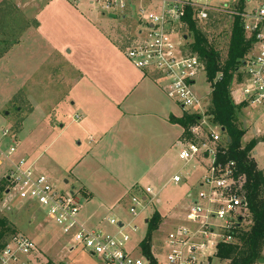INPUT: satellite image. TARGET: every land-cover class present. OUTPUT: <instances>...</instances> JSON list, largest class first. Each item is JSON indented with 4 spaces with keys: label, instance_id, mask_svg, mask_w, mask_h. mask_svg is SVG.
<instances>
[{
    "label": "rangeland",
    "instance_id": "1",
    "mask_svg": "<svg viewBox=\"0 0 264 264\" xmlns=\"http://www.w3.org/2000/svg\"><path fill=\"white\" fill-rule=\"evenodd\" d=\"M39 1L46 3L50 0ZM55 1L65 3L64 0ZM92 1L93 4H90ZM95 1L81 0L79 2L78 10L82 16L71 12L72 6H65L68 8H64V17L51 18L47 25L48 29L45 28L46 31L67 41L80 35V28L86 21L89 26L98 22L105 32L113 28V44L122 53L126 47L138 40L136 35L138 30L145 31V25L137 18L138 9L143 7L151 10L153 5H147L140 0H108L110 9L107 10L105 7L107 0H99L97 4ZM232 1L212 0V3L226 7L231 6ZM120 2L124 4L123 8L120 7ZM70 4L73 3L70 2ZM256 6H258L257 1H251L248 8ZM35 12L36 9L29 10L27 15H34ZM111 13L117 16L116 19L108 18ZM18 20V13L13 9H8V6L6 16L3 20L0 19V151L6 152L10 147L15 148V153L9 161L0 160V188L3 189L0 219H6L8 226L15 230L14 235L5 233V244L12 236L20 234L36 244V251L28 256L17 255L13 264H99L97 259L87 252L78 248L71 250V245L61 236L57 228L47 222L39 207L24 202L15 196V193H11L10 183H6L5 180L9 176L12 165L20 161L28 164H32L33 161L39 170L54 172L56 177L53 181L58 189L73 187L74 190L82 193L85 199L87 198L86 193L72 183V176L88 184L93 198L89 202L82 201L78 220L89 230H96L94 226L100 223L103 225L101 232L109 235H114L119 229L111 226L108 220L121 222L124 230L130 234L126 250L136 257L141 255L139 244L145 237L147 226L143 221H139V229L132 231L129 224L134 217L129 213V207L131 197L141 194L132 193V191L124 200L121 199L127 195V183L136 182L140 185L143 188L141 189L142 195H145L143 191L146 187L152 188L153 193L147 196L146 202L148 203L154 197L160 200V204L152 202L147 205L148 211L144 212V218L149 220L154 212L159 214L162 223L157 231L152 233L150 245L153 259L157 264H166L167 236L177 229L192 228V225L185 219L186 212L191 206L190 201L185 197L188 188L182 183H172L171 178L174 175L182 178L186 173H191L192 178L199 181L206 174L211 162L210 159L203 158L200 162L196 160L193 163L184 162L178 158L180 145L170 148L171 140L164 143L163 137L168 134L166 131L179 135L181 128L178 124H165L160 120L163 118L169 120L171 117L179 118L180 107L162 95L159 98L162 110L155 109L158 111L154 113L155 117L140 115L146 117L142 118L137 115L128 116L127 108L129 107L127 105L126 108L121 105L112 107L104 103L101 105L104 107H101L98 106L96 100L91 101L87 98L82 106L78 105L79 99L81 97L83 99L82 95L86 91L83 88L73 89L84 77L74 64L73 58L62 57L56 65L50 67L48 73V68L45 66L40 65L36 69L40 64V59L33 55L35 49L31 44L11 48L17 40V30L22 28L21 21L18 22ZM205 25H199V28H206L207 41L219 51L223 60L229 40L226 27L231 25V20L226 17L216 18L215 22L211 21L208 26ZM85 30L84 26L81 35H84ZM171 30L185 38V42H182L188 50L186 45L193 42V34L189 26L181 23L172 27ZM122 35L123 38H121ZM177 39L178 36L176 41ZM123 62L128 67L126 69L130 71L131 68L125 59ZM42 69L44 74L47 73V77L43 79L38 73ZM35 78L37 79L30 87L31 84L28 82ZM79 84L91 85L85 80ZM93 84L96 85L95 82ZM194 90L198 96L203 98L202 113L204 114L209 108L211 92L204 73L197 77ZM135 97L136 94L130 96L129 99L133 101ZM73 103H75L74 106H72ZM84 108H87L86 112ZM142 108L134 102L131 112H139ZM121 111L126 112V115L121 117ZM82 112L85 118L80 120L77 115ZM190 113L193 114V112ZM240 117L241 124L245 123L246 126L242 139L243 144L250 141L256 142L253 157L264 175V118L257 111H247L244 108L240 111ZM116 118H120L118 123L115 122ZM202 121L207 123V118L203 117ZM205 123L200 124L198 132L200 137L204 136V132L207 131ZM251 124L260 131V135L253 136L251 127L249 128ZM44 125L52 128L48 137L41 131ZM92 130L102 133V144L98 146L88 144L90 136L94 137ZM3 132H7V136L3 137ZM160 141L163 143L160 144ZM33 153L35 156H40V161H36L37 163L32 158ZM53 161L62 162L63 165L70 163L71 173L68 170H56L52 167ZM39 163H45V166L43 164L40 169ZM54 164L56 168L62 169L61 164ZM193 165H196L194 169H192ZM64 180L72 182L69 181L66 185L63 183ZM193 188V195H195L199 188L196 186ZM7 190L10 191V195L6 194ZM202 190L205 191L206 188ZM87 207L98 213L97 220L92 219L90 223H87L85 219L82 218L83 221L80 219V215H85ZM142 207L144 203L136 209V212L142 211ZM243 220L242 226L246 229L250 222L248 218ZM1 229L5 231V228ZM198 255L201 261L208 258L212 264H224L212 259L207 252H198ZM212 257L214 258V255Z\"/></svg>",
    "mask_w": 264,
    "mask_h": 264
},
{
    "label": "built area",
    "instance_id": "2",
    "mask_svg": "<svg viewBox=\"0 0 264 264\" xmlns=\"http://www.w3.org/2000/svg\"><path fill=\"white\" fill-rule=\"evenodd\" d=\"M64 1L77 4L81 0ZM140 1L153 6L151 10L143 7L138 9L137 18L145 25V31L137 33L138 40L125 48L124 57L134 69L153 74L155 80L161 83L166 97L183 112H193L201 117L199 123L190 129L193 140L181 143L179 159L184 162L199 157L211 160L206 174L199 180V191L192 197L191 206L185 215L192 228L177 229L167 236L165 263L211 264L208 258L201 261L198 252L203 253L209 248L216 250L218 244L231 242L230 232L244 219L246 204L234 192V162L226 165L217 163L218 148L224 141L221 131L202 121L206 117V113H202L203 98L194 90L197 77L205 74L202 63L197 55L186 51L182 42H185L184 37L171 29L175 25L186 24L184 19L187 9L191 11V19L200 24H207L214 16L230 19L231 25H227V32L231 31L233 21L239 19L249 48L239 70L241 78H236L230 94L235 105L247 111H257L264 118V0H233L232 5L226 7L213 5L212 0ZM251 1H257L258 6L248 8ZM95 3H99V0ZM105 4L106 9H110L108 0ZM120 7H124L122 2ZM201 122L207 125L202 137L198 133ZM250 127L254 137L261 134L253 124ZM5 136L7 132H3ZM14 153V147L6 152L0 151V160L9 161ZM7 182L10 183L11 193L41 209L47 222L57 228L71 245V250L78 248L85 251L99 264H151L141 255L136 257L126 250L130 234L124 230L121 222L108 220L111 226L119 229L114 235L101 232L100 229H87L78 220L85 198L73 187L58 189L46 175L37 174L32 165L24 161L12 165ZM172 182L178 184L181 179L174 176ZM143 192L145 195L140 193L130 199L129 213L134 219L147 205L158 203L154 197L146 202L147 196L153 193L152 189L145 188ZM11 193L8 190L6 192L8 195ZM143 203L142 211L137 213L136 209ZM129 225L134 232L138 229L133 221ZM35 251L36 244L32 240L17 234L0 250V264H13L17 255L28 256Z\"/></svg>",
    "mask_w": 264,
    "mask_h": 264
},
{
    "label": "crops",
    "instance_id": "3",
    "mask_svg": "<svg viewBox=\"0 0 264 264\" xmlns=\"http://www.w3.org/2000/svg\"><path fill=\"white\" fill-rule=\"evenodd\" d=\"M63 2L65 3H57L55 0H50L49 2L46 3H42L39 0H27L25 2H23L22 0H0V11H1L0 19L3 20L4 17L6 16L7 6H8V9H13L18 13V19H19L18 22L21 21L22 24V28L20 30H17L18 31L16 35L17 40L15 44L11 46V48L20 46L22 44L25 45L31 44L32 47L35 49L33 55L40 59V64L39 66L36 67V69H38L40 65L45 66L48 68L47 73L49 72L50 67L56 65L57 61H60L62 57L64 56L72 57L74 64H76L78 70L84 75V77L81 78L79 83L85 80L87 81V83L91 84V85H80L79 83H77L78 85H76V87L73 88L74 90L83 88L86 91V93L82 95L83 99L82 97L79 99L78 105L82 106L85 101V98H87L88 100L91 101L96 100L99 104L98 106H101L102 104L105 103V105L109 104L112 107H119L121 105V106H125L126 108L127 105L129 107L127 108L128 116H135V115L154 116L155 115L154 113H158V111H155V109H159L161 111L162 105L159 104V98L162 95L166 97L160 85L161 83L155 80L153 74L149 72L138 71L129 64V62L124 57V50L122 53H120L118 49H116V46H114L113 44L112 27L105 32V30L98 22L89 26L87 25V21H86V23L84 24L86 28V30L84 31L85 32L84 35H81V31L83 33V27H84L82 25L80 28L81 29L80 35L75 37L74 39H70L67 41L61 40L59 36L50 34L49 32L46 31L45 28H47V25L51 18L59 19L60 17H64V8H68L65 6H72L73 9H71L70 11L82 16L78 10L79 3L70 4V2L67 1H63ZM34 9H36L35 14L28 16L27 15L28 11ZM116 17L117 16L114 15V13L108 15V18L110 20L116 19ZM33 22H35V24ZM138 32L139 30L137 31V33ZM123 37L124 36L122 35L121 38ZM123 59H125L129 67L131 68L130 71L126 69L128 67L124 64ZM38 73H39V77H41L42 79L47 77L46 76L47 73L44 74L45 72L43 71V69L38 71ZM37 78L32 79L30 80V82H28V84H31L29 85L30 87ZM94 82L96 85L93 84ZM134 94H136V97L132 101L129 99V97ZM134 102H136L137 106L140 105V107H143L145 110H143L142 108V110L139 112H131ZM74 105L75 103L72 104V106ZM159 105L161 107H159ZM86 109L87 108H84V111ZM181 114H182V110H181ZM124 115H126V112H122L121 117H123ZM77 116L80 117L79 118L80 120L81 119L83 120V118H85L83 112L79 113ZM145 116H140V117L146 118ZM120 118H116L115 122L118 123L120 121ZM160 121L164 122L165 124H172V122H170V119L168 120V118H163V120ZM41 131H43V133H45L48 137L49 136L48 134L49 132L52 131V128L48 125L47 126L44 125L42 126ZM92 131L94 137L90 136V139L88 140V144L90 145L92 144L93 146H98L102 144V140H103L101 139L102 133L96 130H92ZM180 131L181 132L179 135L176 134L175 132L172 133L166 131L168 134L164 135L163 137L164 143L171 140L172 143L170 145V148L178 147V145H180L179 151L181 149V143L184 140L182 138L183 136L182 128ZM161 143L163 142L160 141V144ZM168 144H170V142ZM34 153L32 154V158H34L33 159L34 162L40 161V156L39 155L35 156ZM253 155H255V153H253ZM200 160L201 158L199 157L196 159V162H200ZM193 161L191 162L193 163ZM53 162L62 165V169L56 168L55 164L53 163L52 167H54L56 170L58 171L68 170L71 173L72 165L70 163H68L67 165H63L62 162L60 163L56 161ZM43 164L45 166V163ZM43 164L42 163L38 164L40 165V169H42ZM31 165L37 174L46 175L54 183L53 180L54 177H56V174H54V172L52 171L47 172L45 171V169L39 170V167L38 166L36 167V164L33 163V161ZM195 167L196 165H193L192 169H194ZM257 168L259 169L258 166ZM174 176H179V175H174ZM172 178H171V182H172ZM72 179L73 182L71 180L69 181H71L74 185H77L80 189H82L86 193L87 198L85 199V201L88 202L91 201L93 198V194L90 186H88V184L84 183L82 180H79L76 176H72ZM180 179H181L180 183H182L184 187L186 186V188H188V192L186 193L185 197L190 201L191 204L192 197L194 196L193 187L196 186L197 188L199 181L198 180L195 181L192 178L191 173H186L184 177L182 178L180 177ZM69 181L64 180L63 183L67 184V182ZM126 187H128L127 195L121 200H124L132 191H133L132 193L142 194L141 189L143 190V188L140 185H138L136 182L132 184L127 183ZM146 188H150V187H146ZM157 201H158L157 204H160V200L157 199ZM146 211H148L147 208L142 212L138 213L137 217L133 220V224L136 225L138 229H139V225H138L139 221L140 222L143 221L144 225L147 222V219L144 218L145 216L144 212ZM97 215L98 213L95 210H91V208L87 207L85 215H80V219L83 218L87 223H90L92 219L97 220ZM162 221H163V217H162ZM102 226L103 225L99 223L96 224V226L94 227L96 229H101ZM204 252H207L208 256L214 259L212 255L215 254V250L209 248ZM262 260L263 263H257V264H264V247L262 250ZM202 261H204V259ZM210 263L212 264V262Z\"/></svg>",
    "mask_w": 264,
    "mask_h": 264
},
{
    "label": "trees",
    "instance_id": "4",
    "mask_svg": "<svg viewBox=\"0 0 264 264\" xmlns=\"http://www.w3.org/2000/svg\"><path fill=\"white\" fill-rule=\"evenodd\" d=\"M185 22L193 34V42L186 45L188 53L197 55L205 72L206 83L210 89L209 108L206 112L207 123L221 131L223 142L217 152V163L226 165L229 162L235 164L236 195L246 204L245 217L250 225L244 229L242 219L231 230L232 237L229 243L217 245L214 259L225 264H257L262 259L264 247V175L257 168L253 158V150L256 142L250 141L243 144L245 132L241 124L240 111L243 108L235 105L231 99V88L235 78L240 76L239 70L248 52L249 42L245 40L239 19L233 21L225 58L222 60L219 51L207 41L205 29L191 19V11L187 9ZM217 16L210 18L207 23L215 22ZM206 26V25H205ZM201 117L197 114H189L182 111L179 118L170 119V122L178 124L183 130L182 138L186 141L193 140L190 129L196 126ZM6 183L7 180H5ZM6 191V190H5ZM4 191V193H5ZM3 189L0 188V202ZM161 224L158 212H154L146 222V234L139 244L141 256L149 260L151 264H157L151 255V235L157 231ZM6 219H0V250L4 248V235H14L15 230L8 226Z\"/></svg>",
    "mask_w": 264,
    "mask_h": 264
},
{
    "label": "water",
    "instance_id": "5",
    "mask_svg": "<svg viewBox=\"0 0 264 264\" xmlns=\"http://www.w3.org/2000/svg\"><path fill=\"white\" fill-rule=\"evenodd\" d=\"M184 39H185V38H184ZM242 127H243V130L245 131V130H246L245 123H243ZM258 263H263V260H262V259H260V260L258 261Z\"/></svg>",
    "mask_w": 264,
    "mask_h": 264
}]
</instances>
